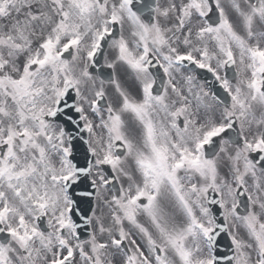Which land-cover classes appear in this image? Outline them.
Instances as JSON below:
<instances>
[{"label":"snow or ice","instance_id":"1","mask_svg":"<svg viewBox=\"0 0 264 264\" xmlns=\"http://www.w3.org/2000/svg\"><path fill=\"white\" fill-rule=\"evenodd\" d=\"M0 264H264V0H0Z\"/></svg>","mask_w":264,"mask_h":264}]
</instances>
